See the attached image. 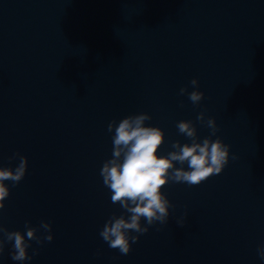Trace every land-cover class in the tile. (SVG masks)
Listing matches in <instances>:
<instances>
[{"label":"water","instance_id":"95a60500","mask_svg":"<svg viewBox=\"0 0 264 264\" xmlns=\"http://www.w3.org/2000/svg\"><path fill=\"white\" fill-rule=\"evenodd\" d=\"M194 78L199 105L179 95ZM202 111L229 163L200 185L167 184L168 222L127 255L109 248L99 233L123 210L100 176L108 124L150 114L166 155L190 142L178 121L210 135ZM17 152L28 171L6 181L0 219L10 231L46 220L54 234L26 264H264V0H0V167ZM11 248L0 264H21Z\"/></svg>","mask_w":264,"mask_h":264},{"label":"clouds","instance_id":"9594fccd","mask_svg":"<svg viewBox=\"0 0 264 264\" xmlns=\"http://www.w3.org/2000/svg\"><path fill=\"white\" fill-rule=\"evenodd\" d=\"M190 84L196 90L189 92L187 87H182L179 95L187 94L194 105H199L205 93L199 90L198 79H192ZM205 117L206 113L202 111L197 120L211 130L209 136L201 140L195 121H178L176 127L179 134L190 142H172V150L166 155L160 154L166 141L165 131L161 127L147 125L152 119L150 114L129 115L120 120L113 119L108 124V132L113 133L112 155L103 163L100 176L111 193V203L118 204L123 210V214H113L99 233L109 248L127 255L133 243L138 242L151 226L157 222H168L170 208L174 205L163 191L167 184L174 182L197 186L224 170L229 163L231 145L220 138L212 139L219 131L217 120ZM9 160H18L19 163L15 168L0 167V216L11 191L6 181L18 185L29 166L28 157L19 152ZM177 164L180 166L177 167ZM177 223L183 227L186 221L181 218ZM52 229L53 225L44 220L35 227L27 221L26 231H10L0 219V256L6 244H11V259L26 264L39 252L37 249L29 255L32 242L40 245L50 243L54 239ZM257 254L264 261V244L257 248Z\"/></svg>","mask_w":264,"mask_h":264}]
</instances>
